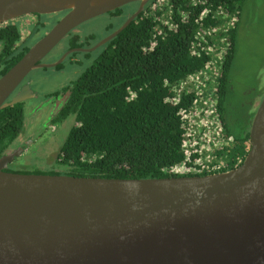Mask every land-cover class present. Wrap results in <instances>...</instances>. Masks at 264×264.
Returning a JSON list of instances; mask_svg holds the SVG:
<instances>
[{
	"label": "water",
	"instance_id": "water-1",
	"mask_svg": "<svg viewBox=\"0 0 264 264\" xmlns=\"http://www.w3.org/2000/svg\"><path fill=\"white\" fill-rule=\"evenodd\" d=\"M150 0H0V25L28 14L68 13L0 78V109L75 27L115 8ZM250 148L232 169L206 175L106 178L6 171L0 159V264H264V96Z\"/></svg>",
	"mask_w": 264,
	"mask_h": 264
},
{
	"label": "trees",
	"instance_id": "trees-1",
	"mask_svg": "<svg viewBox=\"0 0 264 264\" xmlns=\"http://www.w3.org/2000/svg\"><path fill=\"white\" fill-rule=\"evenodd\" d=\"M246 1L166 0L160 9H149L95 52L83 53L79 63L96 55L64 88L66 101L51 120L57 125L73 119L56 164L48 172L7 170L106 178L214 173L202 170L199 154L187 155V114L196 106L197 96L188 90L178 92L181 83L205 70L213 60L209 49L215 41L202 36L206 30L216 36L221 33L226 45L216 88L217 116L229 143L226 150L244 157L255 113H250L249 120L235 113L231 72ZM44 26L45 22L38 20L24 39L15 23L0 25L3 72L25 55L31 39ZM91 43V39H71L70 47ZM77 55L75 52L73 57ZM233 116L238 120H232ZM26 126L24 103L0 109V158L20 140Z\"/></svg>",
	"mask_w": 264,
	"mask_h": 264
},
{
	"label": "rangeland",
	"instance_id": "rangeland-1",
	"mask_svg": "<svg viewBox=\"0 0 264 264\" xmlns=\"http://www.w3.org/2000/svg\"><path fill=\"white\" fill-rule=\"evenodd\" d=\"M105 19L106 18L100 17L80 27L81 29H79V31L81 32L86 33L93 31L94 39H92L90 46L96 44L107 34L103 25V20ZM231 23L230 21L229 24ZM227 27H229V25L225 26V32H227ZM76 31H78V28ZM237 33V50L231 72L233 86L231 101L234 104L237 115L249 120L247 116L249 115L250 105L255 102V99L258 101L256 104L259 105V99L261 100V96L262 98L264 96V0L246 1L242 19L238 24ZM209 36L215 41L217 46L216 50H219L224 40L221 33H219V36H216L209 32ZM226 36L227 35H223V37ZM65 40L67 41L68 39L65 38ZM58 46L55 49H58ZM60 48L62 47H59V49ZM95 55L96 54L93 53L91 58L77 67L76 70L79 74L92 63ZM84 56L85 55L81 53L78 54L76 58L82 60ZM217 56H220L219 51H217L213 59L212 67L206 68L199 76H195L179 85V90L182 91L184 87H190L197 93L205 92V95L209 97L210 93L206 94V92H210L213 89V75L216 73L215 70L219 68L216 64V60L218 59ZM70 63L72 62L69 60L65 61L66 68L69 67V69H71V66H76ZM71 75L72 73L63 75L56 72V70L40 69L31 72L27 79L32 83L34 89L43 97L45 93L47 94L49 91L56 89L60 83L64 81L67 82ZM35 104L41 106V108H39L40 112L38 111L36 115L32 117L29 116L27 119L28 129L26 126L27 133L20 137L22 139L20 144L27 146L26 142H28L29 147L26 148L24 154H21L15 159L12 166L17 167L18 170L48 172L51 170L50 167L56 164L57 155L69 133L73 121L68 120L58 125L51 124L49 118L50 120L52 119L57 108L54 109L49 105L45 108L42 105L50 103L42 99ZM258 105L254 106L253 104L254 107ZM253 106H251L252 111L254 110ZM34 108L35 106L32 103V108L28 109V113H33ZM249 116H251V114ZM189 119L190 122L193 123L191 124L192 128L195 127V129L201 130L206 126L204 123L205 120L202 118H192V116H189ZM181 169L182 168H178V170Z\"/></svg>",
	"mask_w": 264,
	"mask_h": 264
},
{
	"label": "flooded vegetation",
	"instance_id": "flooded-vegetation-1",
	"mask_svg": "<svg viewBox=\"0 0 264 264\" xmlns=\"http://www.w3.org/2000/svg\"><path fill=\"white\" fill-rule=\"evenodd\" d=\"M163 2H166V0H150L148 1L144 7L140 10V5L141 3L140 2H132L130 4H127V5H124V6H121V7H118V8H115L113 10H110L106 13H103L99 16H96L94 18H91L83 23H81L80 25H78L77 27H75L72 31H70L67 36L65 37L66 39H68L67 41L65 40V38L57 45L58 46V49L59 47H62L60 48L59 50L58 49H53L48 55H46L41 63L42 64H53L55 62H57L58 60H60L64 54H66L68 51H70L71 49L73 48H76V47H70V41L71 39H75V40H82V39H94V34H93V31H90V32H81L79 31V29H81L80 27L83 25V24H86V23H89L95 19H98L100 17L102 18H106L105 20H103V25H104V29L106 30L107 34H105V36L103 38H105L106 36L110 35L111 33H113L114 31H116L118 28H120L127 20H129L130 18H132L134 16V18L132 19L135 20L137 17L141 16L142 14H147L148 13V10L149 9H155V8H159L160 7V4H162ZM160 9V8H159ZM68 13V11H64V12H59V13H54V14H39V13H34V14H28V15H24L22 17H19V18H16L14 20H11V21H8L7 23H4L2 25H6V24H9V23H15L16 25H18L20 27V29H22L23 33H24V36L23 38L25 39V37L28 36L29 34V31L30 29L33 28L34 24H36V22L38 20H42L43 22H45V26L42 27L35 35L34 37L31 39L30 43H31V46L34 45L38 40H40L42 37H44L66 14ZM41 15V16H40ZM40 16V17H39ZM229 17L227 15L224 16V19L227 20ZM229 20V19H228ZM233 20H237V19H233ZM131 21V22H132ZM130 22V23H131ZM129 23V24H130ZM78 28V31H76ZM211 30H206V33L205 34L206 36H209V32ZM205 33V31H204ZM203 33V37L205 36ZM202 36L200 37L201 40L202 39ZM88 37V38H87ZM102 38V39H103ZM101 39V40H102ZM206 41H208V39H206ZM66 42V43H65ZM99 42V41H98ZM220 43V42H219ZM225 44V41L223 40V44H221V47L219 50H216V44L213 45L210 49H212V51H209L211 52V55H213L215 57V55L217 54V51H219V55L220 56H217V58L220 60L219 63V68L218 70H215L216 73H219L217 76H216V81H217V78L218 76L220 75V73L222 72V68H221V61L223 60V54H224V51H225V46H223ZM95 45V44H94ZM93 45V46H94ZM30 46V48H31ZM92 46H88V47H83V48H90ZM29 48V49H30ZM97 50V49H96ZM1 51V50H0ZM216 51V53H215ZM89 52H93V51H89ZM75 52H72V53H69L67 55V57L63 60L62 63H60L59 65L57 66H54V67H50V66H46V67H39V68H36L34 70H32L31 72L35 71V70H40V69H44V70H56V72L60 73V74H67V73H72L71 77L68 79V81H64L63 83H60L56 89L52 90V91H49L47 94L45 93L43 95V97L34 89V87L32 86V83L30 81H28L27 77L31 74V72L26 76V78L14 89V91L7 97V99L5 100L4 103H8L10 101H12L14 98H16L17 96L21 95L23 96V100L19 101V102H22L24 103V107H25V115H26V118L28 119L29 116H33V115H36V113L40 110L39 108H41V106H37L35 103L36 102H39L40 99L44 100L45 102H48L50 104H46V105H42L44 106L45 108L49 105V106H52L54 109L57 108V111L59 110L60 106L66 101V98H67V93L64 92V88H66V86H68V84H70L72 81H74L77 76H78V71L76 70L77 67L80 66L81 63H79V61H81V59H78L76 57H73V54ZM81 53H85V51L83 52H78V54H81ZM222 53V54H221ZM213 57V59H214ZM66 60H69L71 61L72 63H70L71 65H76V66H71V69L66 68L65 66V61ZM83 60V59H82ZM212 63H213V60H212ZM208 67V65H207ZM11 69V68H10ZM9 69V70H10ZM67 69V70H66ZM8 70V71H9ZM7 71V72H8ZM7 72H3V66H0V78L6 74ZM217 85H218V81H217ZM233 88V86H232ZM217 90H216V96H215V100L213 103V107L214 108V111H215V118L220 122L218 116H217V113H219L218 109H217ZM259 99V98H257ZM261 100H262V96H261ZM261 100L259 99V104L261 102ZM258 101L255 99V102H253L250 107H249V115L250 113L252 112H255L258 108V106L254 107L255 105H258L256 104ZM18 103V102H17ZM32 103L33 105L35 106L34 108V112L29 114L28 113V109L29 108H32ZM15 104V103H14ZM53 104V105H52ZM254 104V106H253ZM12 105V104H11ZM9 106V105H8ZM251 106L254 107V110L252 111L251 110ZM56 111V112H57ZM236 113V111H235ZM237 114V113H236ZM228 115V114H227ZM248 115V116H249ZM239 117V115H237ZM236 116V117H237ZM247 116V117H248ZM53 117V116H52ZM229 117V115H228ZM238 117H237V120H238ZM244 119V117L242 118ZM52 120V119H51ZM50 118H49V121L51 122ZM69 120H72L73 119H69ZM232 120H236V118L233 116L232 117ZM68 121V120H67ZM234 121V122H235ZM236 123V122H235ZM52 124V123H51ZM56 125V124H55ZM58 125V124H57ZM220 125H221V122H220ZM27 129H28V126H27ZM221 129H222V126H221ZM27 133V130L26 132L24 133V135ZM23 135V136H24ZM223 137L224 139L227 141V138L225 137L224 133H223ZM21 138L20 140H18V142L16 141L14 146L11 147V149L8 150L7 154L5 155H8V154H11L15 151H17L18 149L23 148V151L21 154H24L25 150L27 147H29V143L26 142L27 146H24V145H21ZM249 146H250V143H247ZM248 148L247 147V152H248ZM20 154V155H21ZM247 154V153H246ZM4 155V156H5ZM233 155V154H232ZM246 156V155H245ZM244 156V158H245ZM19 157V156H18ZM17 158V157H16ZM15 158V159H16ZM1 159V158H0ZM15 159L8 164V167L5 169L6 171H8L7 169L9 167L12 166V164L14 163ZM14 169H18L17 167H14L12 166ZM235 167V161L232 160V158L229 159V162H227V166L225 168H223L221 171H226V170H229V169H232Z\"/></svg>",
	"mask_w": 264,
	"mask_h": 264
},
{
	"label": "built area",
	"instance_id": "built-area-1",
	"mask_svg": "<svg viewBox=\"0 0 264 264\" xmlns=\"http://www.w3.org/2000/svg\"><path fill=\"white\" fill-rule=\"evenodd\" d=\"M205 34H207L206 31ZM210 51H212V49H210ZM219 61H220L219 59L216 60L217 66L220 65ZM211 65L212 62L208 64L207 68L212 67ZM200 73L191 76L184 82H187L188 80L194 78L195 76H199ZM218 74L219 73H215V75H213V80H214L213 89L210 92L209 91L206 92V94L210 93L209 97L205 95V92L197 93L190 87H184L182 89V91L183 90L192 91L197 96L196 106L187 114L188 133L185 142V146L188 153L187 155L189 157L190 156L189 152H196L197 154H199L198 163L202 166V170H209L215 172L217 171L219 172L223 168H225L230 158H232V160L235 161V167L239 166L244 160V157H242L241 155L235 156L234 154L232 155L227 152L226 148L228 147L229 143L224 139L220 122L215 118L216 117L215 111L214 108L212 107H213V103H215L214 100L217 90L216 76ZM182 91L178 89V92H182ZM189 116H192V118H197V117L202 118L203 120H205L204 123L206 126L201 130L195 129V127L192 128L191 124L193 123L190 122ZM248 147L250 148L249 145Z\"/></svg>",
	"mask_w": 264,
	"mask_h": 264
}]
</instances>
